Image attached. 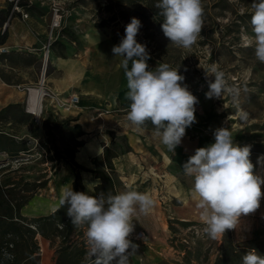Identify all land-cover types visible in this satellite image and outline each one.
I'll return each instance as SVG.
<instances>
[{
    "label": "rangeland",
    "instance_id": "374dc122",
    "mask_svg": "<svg viewBox=\"0 0 264 264\" xmlns=\"http://www.w3.org/2000/svg\"><path fill=\"white\" fill-rule=\"evenodd\" d=\"M19 1L6 0L4 7L12 3L13 17L22 20L42 16L41 26L45 29L40 49L0 52V78L9 85H19L24 91L20 108L0 114V130L12 135L20 142L18 146L25 148L13 156L0 152V167L6 166L0 169V178L7 176L16 188L24 190L30 188L25 182H44L22 207L23 215L33 217L50 213L59 205L62 189L72 187L71 165L67 161L78 144L89 138L75 137L70 129L78 122L84 128L83 118L75 121L80 114L101 124L105 122L98 130L107 127L104 119L113 115L111 121L116 125L112 130L111 148L118 154L127 149L125 135L117 132L133 129L125 118L131 103L127 97L119 95L114 102L105 97L94 107H83L81 98H101L102 93L91 91L86 96L80 89L69 92L60 84H127L120 67L122 58L115 57L112 48L121 42L125 26L132 17L142 24L136 39L147 47L149 69H155L160 63L179 68L185 77L183 83L198 99L196 122L186 131H201L203 126L205 135L214 138L213 128L226 127L234 142L241 146L251 145L250 159L264 155V63L256 60L254 47L245 46L243 41L244 35H252L253 0H202L203 28L196 44L187 50L172 45L163 35L164 18L155 7L158 0H24L28 7L20 5ZM15 4L22 12L14 9ZM46 53L49 58L43 67ZM211 65L225 73L230 85L241 89L239 103L249 113L247 122L240 120L229 96L206 98L208 81L214 80V77L205 76V70ZM40 83L47 94L43 95L42 112L36 116L27 111V94L29 87ZM73 94L78 96L76 106L70 111L62 110L58 102ZM77 107L83 112L79 111L74 117L75 113L71 115V112ZM48 115L51 117L49 128L54 135L52 140L44 125ZM146 126L153 128L150 124ZM56 152L63 158H57ZM129 155L131 162L136 160V154ZM173 177L172 184L168 180V184H164L157 172L154 180L148 177L138 189L136 185L127 186L141 193L149 190L155 201L149 215L133 217L132 234L141 230L145 236L143 240L129 238L139 246L136 254L130 257V264H214L222 255L223 246L228 244L242 257L252 249L264 256V216L256 211L242 215L234 229L212 240L203 232L204 224L192 198V178L184 174ZM77 231L73 232L71 240L86 244L85 229L78 227ZM37 242L39 264L45 259L48 264H55L60 238L51 242L38 235Z\"/></svg>",
    "mask_w": 264,
    "mask_h": 264
},
{
    "label": "clouds",
    "instance_id": "9594fccd",
    "mask_svg": "<svg viewBox=\"0 0 264 264\" xmlns=\"http://www.w3.org/2000/svg\"><path fill=\"white\" fill-rule=\"evenodd\" d=\"M155 7L164 18L163 35L172 45L191 49L203 28L202 0H158ZM251 8L252 35H244L243 41L245 46L254 47L256 60L264 63V0H253ZM141 27V21L132 17L121 42L112 48L114 56L122 58L120 67L126 76L127 98L131 101L125 118L138 132H143L150 123L152 137L173 153L186 129L196 122L198 99L183 83L185 77L179 68L160 63L149 69L147 47L136 39ZM205 76L214 77L208 81L206 98L229 96L240 120L247 122L249 113L239 103L241 89L230 85L216 65L209 66ZM213 135L215 142L197 148L182 169L193 180L192 198L204 224L203 232L216 240L226 230L234 229L242 215L254 213L260 207L264 175L254 171L251 145L234 142L226 127L215 129ZM257 164L264 168V155L257 158ZM59 205L66 207L73 226L85 229L90 264H130V257L139 247L129 239L135 228L133 217L149 215L155 201L149 193L132 189L116 195L91 196L67 187L61 191ZM242 264H264V256L249 250L243 255Z\"/></svg>",
    "mask_w": 264,
    "mask_h": 264
},
{
    "label": "crops",
    "instance_id": "0c3cea01",
    "mask_svg": "<svg viewBox=\"0 0 264 264\" xmlns=\"http://www.w3.org/2000/svg\"><path fill=\"white\" fill-rule=\"evenodd\" d=\"M6 0H0V8L5 6ZM42 16H30L27 20H22L20 17H12L7 24V38L6 41L0 45L5 47L9 53L30 51L32 48L40 49L43 46V35L45 32L44 27L41 26ZM60 60H62L60 58ZM59 65H63L61 62H57ZM10 83L4 82L0 78V108L14 103H21L24 100V91L20 89L19 85H9ZM21 84V83H15ZM59 85V84H58ZM63 89L72 90L73 92L77 89L85 92L89 95V92L95 91L102 93L101 98L99 96L83 97L80 99V104L83 107H94L103 98H108L114 102L119 95L127 97V84H60ZM82 109L76 108V117ZM84 115L80 114L75 119L76 122L83 121L85 126L83 131L86 133L85 136H89L80 146L74 151V161L80 166L91 170L86 171L83 169L77 170L80 175L81 182L84 186V191L88 195L96 196L95 186L100 182V179L96 177L92 170L97 168L106 167L104 165L103 151L105 147L111 148V142L114 136L113 129L116 124L112 123L111 119H114L113 115L105 117L106 126L102 130H98L100 126H103L99 121H92ZM113 122H116L114 120ZM81 125V122H78ZM198 128V127H197ZM202 130L196 129L193 133L186 131L185 136L182 138V142L179 146L174 149L171 153L167 148L159 142L158 139L152 137L151 133L153 128L146 126L143 132L133 131V129H122L117 132H122L127 141V149L122 153H117L111 159L114 167L110 176L114 182V188L116 194L129 190L127 187L133 185L136 189L138 186L144 184L148 177L154 180L157 176V172L160 174V180L164 184H172L173 176L176 174L183 173V164L187 162L190 156L195 154V150L200 147H207L214 143V138L205 135L203 126ZM213 128V132L215 129ZM129 154H136V160L131 162ZM134 156V155H133ZM259 156H252L251 161L255 166L254 171L257 174L264 175V168L258 170L260 165L257 164V158ZM72 181L74 179V170L71 167ZM150 175H153L151 177ZM168 180V183H167ZM262 187V186H261ZM264 192V188H262ZM147 193L150 194L148 190ZM153 197V196H152ZM155 197V196H154ZM53 210V209H52ZM256 214L264 216V196L260 201V207L256 210Z\"/></svg>",
    "mask_w": 264,
    "mask_h": 264
},
{
    "label": "trees",
    "instance_id": "16d2710c",
    "mask_svg": "<svg viewBox=\"0 0 264 264\" xmlns=\"http://www.w3.org/2000/svg\"><path fill=\"white\" fill-rule=\"evenodd\" d=\"M19 3L24 7H28L27 2L24 0H20ZM11 4L9 2L6 7L0 8V45L7 38V26L4 27V24L9 23L15 15V12H11ZM3 57L6 58L7 55L4 54ZM20 107V103L8 104L0 109V114ZM50 119V115L46 116L44 125L52 140L54 135L49 128ZM70 129L75 137L86 135L79 124L71 126ZM19 143L12 135L0 130V152H4L8 156L16 155L19 151L25 149L20 148ZM81 144L79 143L78 146ZM53 146L55 148V145ZM56 155L57 158H63L57 152ZM73 155L74 152L67 161L75 171L72 189L76 192L85 193L77 170H91L77 164ZM116 155L117 153L112 148L105 147L103 158L107 170L103 168L92 170L96 177L100 179V182L95 186L96 196L101 193L105 196L108 194L116 195L114 182L110 176L114 169L111 159ZM5 167L1 166L0 169L4 170ZM10 181L7 176L0 178V264H39L38 235L49 239L51 242L55 238H60L55 264H90L88 258H86V244H78L70 238L78 227L73 226L70 222L66 215V207L60 208V205H58L50 213L40 216L28 217L22 214V207L27 204L34 192L44 185V182H25L30 188L24 190L16 188V185ZM214 264H242V256H240V252L232 248L231 244L224 245L222 255Z\"/></svg>",
    "mask_w": 264,
    "mask_h": 264
},
{
    "label": "bare ground",
    "instance_id": "6f19581e",
    "mask_svg": "<svg viewBox=\"0 0 264 264\" xmlns=\"http://www.w3.org/2000/svg\"><path fill=\"white\" fill-rule=\"evenodd\" d=\"M49 56L47 53L43 57V65H46V62L48 60ZM42 65V66H43ZM41 81H43V75L40 76ZM45 94V89L43 84L40 83V85L35 87H29L28 94H27V111L39 116L42 112L43 107V95ZM42 264H48L47 259L42 261Z\"/></svg>",
    "mask_w": 264,
    "mask_h": 264
},
{
    "label": "built area",
    "instance_id": "2783aa9c",
    "mask_svg": "<svg viewBox=\"0 0 264 264\" xmlns=\"http://www.w3.org/2000/svg\"><path fill=\"white\" fill-rule=\"evenodd\" d=\"M14 9L17 10L18 12H22V11H20L21 8L17 4H15ZM23 17L24 18L27 17V14H23ZM54 25H55V23H54ZM0 52H7V49L5 47L0 46ZM44 66H45V64L43 65V67ZM45 94H47V93L45 92ZM77 103H78V96L76 94H73L70 97L66 98L64 101H59L58 106L64 111H70L71 109H73L76 106ZM144 236H145V233L141 230L130 235V237H133L136 240H143Z\"/></svg>",
    "mask_w": 264,
    "mask_h": 264
}]
</instances>
